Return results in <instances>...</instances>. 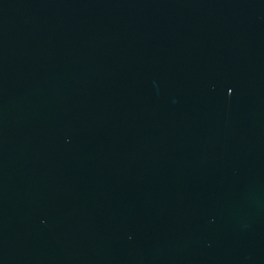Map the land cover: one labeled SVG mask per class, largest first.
Wrapping results in <instances>:
<instances>
[{
	"label": "water",
	"instance_id": "water-1",
	"mask_svg": "<svg viewBox=\"0 0 264 264\" xmlns=\"http://www.w3.org/2000/svg\"><path fill=\"white\" fill-rule=\"evenodd\" d=\"M0 264H264V0H0Z\"/></svg>",
	"mask_w": 264,
	"mask_h": 264
}]
</instances>
